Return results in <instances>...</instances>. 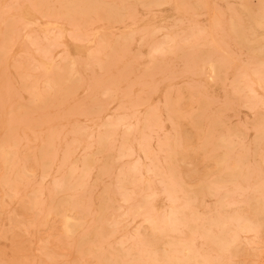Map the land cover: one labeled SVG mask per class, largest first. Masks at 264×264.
I'll use <instances>...</instances> for the list:
<instances>
[{"label":"bare ground","instance_id":"1","mask_svg":"<svg viewBox=\"0 0 264 264\" xmlns=\"http://www.w3.org/2000/svg\"><path fill=\"white\" fill-rule=\"evenodd\" d=\"M208 4L227 17L225 49L182 25L209 12ZM16 16L50 48L65 45L66 55L55 62L49 50L36 52L41 91L22 81L30 100L14 113L88 87L86 64L104 70L114 57L120 69L138 58L145 76L176 60L200 80L186 86L163 78L168 90L155 110L149 98L162 82L152 80L126 117L99 116L90 130L70 125L71 143L60 152L55 132L25 131L18 139L7 130L0 138V239L31 233L36 247L0 264H246L232 260L248 255L241 235L258 238L264 222V100L254 98L257 89L264 96V0H29ZM221 22L213 17L211 24ZM2 24L0 60L16 43L11 22ZM144 39L147 51L140 50ZM107 80H93L87 101L100 93L118 102L123 81L100 83ZM244 107L251 121L232 124ZM160 130L153 145L148 134Z\"/></svg>","mask_w":264,"mask_h":264},{"label":"rangeland","instance_id":"2","mask_svg":"<svg viewBox=\"0 0 264 264\" xmlns=\"http://www.w3.org/2000/svg\"><path fill=\"white\" fill-rule=\"evenodd\" d=\"M29 0H0V43L2 35L4 34V25L2 20L11 22L12 35L11 37L16 40L15 44L10 45V52H5L4 58L0 60V138L4 137L10 129H14L12 136L18 139L22 138L24 132L28 135L38 134L41 132H55L59 134L60 147L62 145H68L71 142L68 137L65 136V132L70 125L80 126L87 128H93L94 121L99 117L105 116V120L113 121L116 119L126 117L130 111V105L137 99L144 96L143 91H146L148 87L155 86V83H150L152 80H159L162 83L158 88L150 95L149 104L152 110L162 107L163 99L166 95L168 87L166 86L167 80L163 78L171 77L177 81L181 78L186 86L197 85L200 78L198 76L190 77L188 72H182L181 68L184 65L178 61L170 60L166 63L160 62V66L157 69H153L150 76L143 74V69L139 66L138 58L129 64L130 68L120 69L119 58L114 57L110 59L108 69L99 70L92 67L95 61L89 62L88 66L91 68L82 69L81 73L83 79L88 83V87L79 88L73 95L69 97L58 96L51 102L44 106H41L34 112H28L23 110L18 113H14V108L17 105H27L30 100L28 92L21 89V82L25 81L28 85L41 91L42 82L45 76L43 70L39 69L37 64V51L45 52L49 50L51 56L55 62L60 60L66 55L65 45L55 46L50 48L49 41L43 37L42 33L32 26H21L17 23L16 13L18 10L28 4ZM209 12L201 14L190 15L188 19L182 23L183 26L192 28V30H198L200 33L208 38L216 40L218 45L226 48V32L227 17L222 9L216 5L211 6L208 4ZM152 14H157L153 11ZM138 13L135 12V20H137ZM213 17H220L222 22L219 26H213L211 24ZM211 24V25H210ZM97 23H94L92 27H96ZM50 36L53 33H48ZM180 38V36H179ZM165 40V37L158 36L156 43L161 44ZM141 43L142 51L150 49L149 44ZM136 43H139L136 40ZM97 49V45L91 47L89 52H94ZM161 60V59H160ZM81 63L85 61L84 58H80ZM83 65V66H86ZM242 65V64H241ZM244 66V65H243ZM241 69V67H240ZM104 76L108 77V80L100 81L103 86H109L114 80L123 81V87L119 89L121 98L118 102L110 101L106 96H102L100 93H96L94 100L87 101L94 90L90 88L95 78ZM255 100H264V96L261 94V90H256L254 95ZM89 112L92 116L86 117L85 113ZM140 114V113H139ZM141 115V114H140ZM252 115L250 110L244 108L240 109L239 114L231 119L232 124L242 125L245 122L251 121ZM128 122H133V119H127ZM168 125L165 116H163V126ZM165 134L164 130L152 131L148 134L153 145L156 143L158 137ZM248 139H251V133L248 134ZM80 153V152H79ZM223 189L221 190V192ZM241 192L245 194L247 192V186L241 187ZM212 200H206L205 205L211 206ZM11 210L14 209V204L10 205ZM232 210H235V205H232ZM4 229H7V222H4ZM264 222L259 229L258 238L252 239L250 235L242 234V243L240 249L245 250L248 255L246 257L238 255L232 258L234 262L238 260H246V264H264ZM136 227L133 226L134 230ZM21 231L23 229H20ZM18 232V231H16ZM36 247V237L31 233L21 232L20 236H16L14 239H0V263L12 260L16 262L15 255L17 253H25ZM252 253V256L249 255ZM13 256H12V255ZM20 264H26L28 261L24 258H19Z\"/></svg>","mask_w":264,"mask_h":264}]
</instances>
